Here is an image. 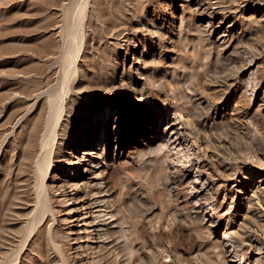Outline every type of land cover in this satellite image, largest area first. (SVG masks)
Here are the masks:
<instances>
[{"label": "rangeland", "instance_id": "rangeland-1", "mask_svg": "<svg viewBox=\"0 0 264 264\" xmlns=\"http://www.w3.org/2000/svg\"><path fill=\"white\" fill-rule=\"evenodd\" d=\"M215 1L0 0V264L14 253L16 264H264V225L247 199L222 201L215 177L235 172L248 193L264 185V3L218 0L210 16ZM83 3L77 63L84 74H71L64 88V57L77 51L67 34ZM134 29L136 38L121 41ZM64 92L60 123L94 145L87 164L108 189L101 209L110 223L84 229V220L73 219L87 208L67 212L76 204L58 200L55 186L54 212L29 233L31 140L48 100ZM174 112L182 114L176 134L167 125ZM192 127L210 154L207 169ZM172 134L179 143L169 141ZM116 139L127 145L123 154ZM80 166L54 157L49 174L60 185ZM229 203L245 215L244 242L221 214Z\"/></svg>", "mask_w": 264, "mask_h": 264}, {"label": "bare ground", "instance_id": "bare-ground-1", "mask_svg": "<svg viewBox=\"0 0 264 264\" xmlns=\"http://www.w3.org/2000/svg\"><path fill=\"white\" fill-rule=\"evenodd\" d=\"M194 1L197 5H201L203 3L202 0H194ZM259 2L264 3V0H260ZM84 3L86 4V1ZM84 3L82 5V8L84 6ZM213 4H216V5L213 6V10L210 12L211 14H208L210 16H212L213 13H216L218 11L219 1L216 0L215 2H213ZM82 8L79 11L78 17L75 19L74 23L72 24L71 30L67 34L69 39H73V41L70 43V45L73 46L74 48H76L77 51H75V53H73L74 51H69V52H67V54L64 57L65 65H64V67H62L63 70H62V79H61L62 85L64 88L67 87V81H68L71 74L80 73L81 76L84 74V72H83L84 68L81 65H78L79 63H77L78 52L82 48L81 45H82L83 33L85 34V32H83V31L85 28L84 27V22H85L84 20H85L86 14L84 12V8H83V10H82ZM136 37H137V33H136V30L134 29L132 31L122 33L121 34V38H122L121 41L124 40V41L128 42L131 38H136ZM75 39L77 40L76 42H75ZM70 49H72V48H70ZM83 61L84 60H82V62ZM122 86H123V82H122V79L120 78L119 84L116 85L114 88L119 91V89L124 87V86L123 87ZM112 87H113V85H112ZM108 90H109V87H108ZM66 100L67 99L65 96V92L59 93L56 97L48 100V107L49 108L47 107L48 111L46 109L47 115L45 116L43 125H41L42 126L41 129H39V131L37 133L35 132V135L31 140L32 144L30 146L31 150H30V161H29L30 169L27 173V176H28V179L30 180V182L33 184V187L31 185V187H32L31 193H32L33 198L35 199V203L34 204L27 203L26 204V206L31 205L34 209L31 221L28 224L29 233L32 232L36 228V223L44 215V212L45 213L48 211L51 213L54 212V209L51 206L50 202H51V191H53V188L55 186L57 188H55L54 190L60 189V194L63 195V198L62 199L58 198V200H60L61 202L64 201L65 205L68 203L73 204L70 202H74L76 204L75 206H72V207L69 206V209H67V212L75 211V209L77 207H81V208H85V209L87 208L86 211H83L80 214V216L75 217L73 219V220H78V221L84 220L83 222L86 225V226H84L85 227L84 229H87V226H92L93 227L92 229L96 232V231L100 230L102 228V226H107L110 223L105 219L106 218L105 215L108 212L103 213L102 209H101V206L103 205L102 202L103 203L106 202V200L104 199L106 196L104 197L103 194H105L108 191V189L105 185H101L98 182V180H97L98 175L96 173H95L96 175L90 174V173H94V170H89V166L87 164V161H91V162L93 161L92 160V154H93V150L95 147H94V145H91V143L88 141L89 139L87 140L85 137L83 139L77 138L76 135L74 134L73 130L68 131L67 130V128H68L67 123H65V122L60 123L61 122L60 121L61 116L63 115V112L66 109V103H67ZM181 120H182V114L180 112L179 113L174 112V114L171 117V121L168 122V124H167L168 128L171 129V131H170L171 133H173V134H176L177 132L180 133L179 128L182 127ZM58 130L64 131L65 135L63 137H61V139L57 138V136L59 134ZM190 131L193 134L194 140L197 143V145L199 146V149L201 150V154L198 157V159H199L198 161L200 163H202L203 167L206 166L205 168L207 169V167H210L212 165V162L210 161V159L208 157V156H210V154H208V152H207L208 149H207V146H206L205 141L203 139V135L193 127L191 128ZM88 132H89V130H88ZM173 134L171 135V139H169V141L171 143H174V144L179 143L178 142L179 136H177V135L173 136ZM125 146H127V145L124 144L123 139H122V141H119V139H116V142H115V150L116 151L118 149H120L119 153L123 154V152L125 151V149H124ZM54 157L55 158L62 157L63 161H66L69 163L73 162V160L76 159L78 165L81 164V166L79 167V171H75V168H73L74 172L72 174H70V176L68 178L67 177L64 178L62 180V183L61 184L59 183L60 185L55 184L56 178L58 177L57 173L49 174L50 166L52 165V160ZM60 168H63L64 172H68L70 170L69 166L64 167L63 164L60 166ZM225 168L229 169V167H225ZM234 174H235V172H230L228 174L219 173L218 171H217V173L215 172L216 179L218 181H220V183L217 184V186L218 185L223 186L224 191H225L222 201H224V199H229L228 202H233V200L235 199L236 201L242 203L244 200L247 199L244 202V204L246 202H250L247 205L248 209L251 211H254L258 221L262 225H264V223H263V221H264V185L261 187H260V185H257V187L255 188V190L257 192L252 190L251 193H248V191L245 189L240 178ZM232 175H234V176H232ZM229 176H230V178H229ZM228 179H231V180L228 182V184H226ZM261 180L262 179L260 178L259 181H261ZM210 181H211V179H210ZM210 181H208V183ZM231 181H233V182L229 186V183ZM203 182L207 183V181H205V180ZM263 182L264 181H262V183ZM19 183H21V182H19ZM221 183H223V184H221ZM206 185H208V184L201 185V188L205 187ZM225 185H227V186L225 187ZM67 187H69V189H66ZM90 187H92L91 190L95 189V192L94 193L91 192V193H93V194L97 193L100 195H91V193L88 194L87 188H90ZM260 188H261V190H260ZM84 189H86V190H84ZM24 190H26V189H24ZM226 191L229 192L228 195L226 194ZM231 193H233V194H231ZM261 193H263V194H261ZM27 195H29V194H27ZM260 199H262V200H260ZM186 200H189V199L187 198ZM198 200H200V199H198ZM248 200H252V202L248 201ZM196 203L198 204V202H196ZM190 204L192 205V203H190ZM193 204H195V202H193ZM94 207H97V209H93ZM232 209H233V205H232V203H229L227 206V209L224 210L222 213L221 212L220 213L221 214H224V213L229 214L230 219H228L229 221H228L227 225L229 227L236 226L234 229L230 230V233L232 235H235L237 238H239V240L241 242H244L243 239L246 238V236L248 234L245 230L243 231L240 226L243 223V220L245 219V215L244 214H236V211H233V212L231 211ZM94 210H96V211H94ZM93 212H96V214H93ZM101 212H102V214H101ZM90 214H93L91 218H89ZM100 215H102L104 217H102L101 219H98L97 217L98 216L101 217ZM235 215H236V220L234 221L233 217ZM218 217H221V215L220 216L218 215ZM208 220L210 221V223H213V222L215 223V222L220 221L221 218H218V219L214 218L213 219L210 216V218ZM51 223L47 224V226H46L47 230L52 228ZM248 230H249V228H247V231ZM69 231H73V228H70ZM90 231H92V230H90ZM228 231H226V233ZM261 231L263 233V239H264L263 229H261ZM225 238H226V235L224 234L222 239L224 240ZM226 239H228V238H226ZM223 244L226 245L225 242H223ZM18 255L19 254H16V253L11 254V259L9 260L8 264H10V263L16 264ZM90 261L91 262L88 261L87 263H82V264H95L94 263L95 260H90ZM101 263H102V261H101Z\"/></svg>", "mask_w": 264, "mask_h": 264}]
</instances>
